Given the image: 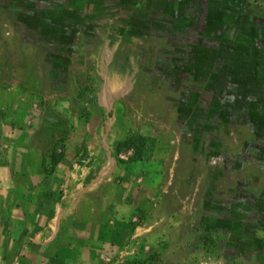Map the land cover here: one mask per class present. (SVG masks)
<instances>
[{
	"label": "rangeland",
	"instance_id": "obj_1",
	"mask_svg": "<svg viewBox=\"0 0 264 264\" xmlns=\"http://www.w3.org/2000/svg\"><path fill=\"white\" fill-rule=\"evenodd\" d=\"M104 43L136 72L124 118L192 155L184 261L264 264V0H0L3 85L75 97Z\"/></svg>",
	"mask_w": 264,
	"mask_h": 264
},
{
	"label": "crops",
	"instance_id": "obj_2",
	"mask_svg": "<svg viewBox=\"0 0 264 264\" xmlns=\"http://www.w3.org/2000/svg\"><path fill=\"white\" fill-rule=\"evenodd\" d=\"M94 59V104L60 97L54 86L42 99L36 83H0V264H188L182 257L199 249L184 213L192 155L156 146L147 161L125 163L127 150L116 157L132 137L158 140L124 118L136 72L121 66L119 47L104 43ZM55 116L71 129L46 176L35 135Z\"/></svg>",
	"mask_w": 264,
	"mask_h": 264
},
{
	"label": "trees",
	"instance_id": "obj_3",
	"mask_svg": "<svg viewBox=\"0 0 264 264\" xmlns=\"http://www.w3.org/2000/svg\"><path fill=\"white\" fill-rule=\"evenodd\" d=\"M81 72L76 71L71 79H74V85L77 88L75 101L82 100L88 104L96 102L95 93L97 92L98 79L95 76L86 75V81L82 82ZM30 78L21 84L24 87L30 84ZM24 90V93H28ZM70 129L67 123L60 117H56L41 125L40 129L35 135V147L43 152V157L49 161L48 166L44 165L45 175H51L55 167L63 160L65 156V143L69 139ZM157 146V141L154 138L137 136L128 139L123 143H119L116 147V157L123 151L131 152L125 163L147 161L151 158Z\"/></svg>",
	"mask_w": 264,
	"mask_h": 264
}]
</instances>
